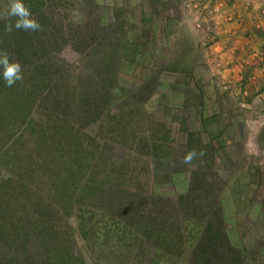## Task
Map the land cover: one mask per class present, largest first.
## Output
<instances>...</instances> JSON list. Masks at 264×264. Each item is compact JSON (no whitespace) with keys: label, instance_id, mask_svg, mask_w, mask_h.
Segmentation results:
<instances>
[{"label":"rangeland","instance_id":"obj_1","mask_svg":"<svg viewBox=\"0 0 264 264\" xmlns=\"http://www.w3.org/2000/svg\"><path fill=\"white\" fill-rule=\"evenodd\" d=\"M23 3L31 18L49 19L48 30L57 43L48 54L39 52L40 58L46 57L42 61L44 76L39 77L30 69L31 65L24 66L14 53L18 47L8 32L0 28V52L8 53L12 62H18L23 74V80L10 88L0 79V87L8 91L0 95L15 98L13 92L22 93L26 86L31 90L33 84L32 92L39 91L42 85L43 93L51 96L46 103L48 114L44 122L37 112H32L30 119L33 117L35 123L25 121L17 136L7 140L5 136L11 133V128L2 124L0 127V189L7 188L3 189V197L0 191V200L8 201V194L14 197L1 210H7L10 220L14 219L11 228L15 233L18 227L24 228L18 242L30 240L34 244L42 212L52 211L56 218H62L65 208L59 202L72 198L89 200V214L106 212L98 200L99 193L90 197L87 191L72 194L66 185L72 181L68 172L74 161L85 165L87 153H94L92 168L96 180L116 186L117 194L107 195L104 207L110 208L112 198L111 208L116 213L117 205L127 204L119 188L147 190L145 186L118 183L104 163L117 167L116 164L122 163L125 170L131 165L134 176L144 174L142 181L147 182L154 174L156 185L162 186L153 195L165 200V204L147 201L138 207L139 211L145 209L147 213L152 209L162 214L154 224L155 232L162 234L172 226L183 227L186 238L198 251L194 257L199 262L210 259L206 244L218 239L227 243L224 255L229 259L232 253H225L229 249L241 250L243 264H264V0H23ZM8 4L9 0H0L3 24L16 20L3 15ZM122 18L134 27L135 37L123 34L127 25ZM115 20L120 23L116 25ZM112 30H117L113 35H118L108 34ZM29 32L26 31L25 40ZM100 37H105V49ZM129 37L130 43L138 46L130 45L126 41ZM90 50L99 54L91 56ZM67 108V117H59L57 110ZM4 115L10 118L9 112ZM129 116L132 124L138 118L149 117L148 127L155 132H142L156 139H144L143 133L138 132V138L127 134L129 140L124 137L120 141L113 131ZM47 119L50 127L45 123ZM74 124L77 131L72 129ZM21 131L26 134L19 140ZM75 136L80 141L75 142ZM151 144L161 148V159L153 161L147 157L137 161L139 157L132 154L133 148L152 147ZM37 147L43 148V155L62 156L58 160L62 164L59 175L52 178L30 174L26 178L29 181H21L23 172L19 168H15L17 172L12 170L3 157L8 154L10 159L15 155L23 166L42 168L45 160L38 156ZM188 147L194 153L190 161H186L190 155L186 153ZM98 148L102 149L101 154L95 152ZM172 149L180 155L169 157L170 160L167 155ZM10 178L14 183L7 184ZM76 180L78 177L74 184ZM83 182L78 181L81 186ZM92 185L90 181L89 186ZM120 196L124 201H115ZM192 200L194 207L189 205ZM80 208L76 206L72 213ZM64 219L56 227L58 252L64 249L75 256L81 254L84 264H122L116 260L121 253L117 240L106 249L96 246L91 250L83 249L84 242L78 236L67 242V234L78 230L74 216ZM115 219L128 228L121 217ZM195 219L199 223H194ZM100 232L104 234V229ZM129 237L133 240L131 245L142 241L136 230ZM149 245L131 246L128 264H172L175 260ZM33 252H37L34 254L40 260L49 258L45 251L35 247ZM26 253H31L30 248ZM24 256L18 252L14 264H20ZM220 260L210 263L220 264ZM181 263L185 262L178 260L173 264Z\"/></svg>","mask_w":264,"mask_h":264},{"label":"trees","instance_id":"obj_2","mask_svg":"<svg viewBox=\"0 0 264 264\" xmlns=\"http://www.w3.org/2000/svg\"><path fill=\"white\" fill-rule=\"evenodd\" d=\"M121 20L127 25L126 31L123 32V34L132 35L133 37H135L136 30H134V27L126 23V21H124L123 18ZM37 22L41 25V30L33 32V33L32 31H30L28 33L29 38L26 40L24 38L25 36H27L26 31H23V30H19V31L13 30L11 34L14 36V38L11 37L8 33L7 35L14 41L15 46L18 47V48H15L14 53L20 56V59H22L24 66H26L27 68H30L28 67V65H31L30 69H32L34 72L37 73L36 76L40 77V76H44L43 74L44 62L42 61H44L46 57L40 58L39 52L45 51V53L48 54L50 50L54 49V45L55 43H57V38L54 37L53 36L54 34L48 30L49 25L51 24L48 18H45L44 20L40 19ZM141 22L145 23V21H141ZM114 23L118 25L120 22L119 20L118 22L117 20H115ZM53 27H55V25H53L52 28ZM0 28L5 29V24H3V22H0ZM113 32H117V30L116 31L112 30V32L108 34L113 35ZM114 35L117 36L118 34L114 33ZM114 35L113 37H115ZM113 37L109 38V40L111 41ZM104 38L105 37H100L99 40H101L100 44L101 43L104 44V49H105L107 47V43L103 42ZM126 41H128V43L134 47L138 46V45H133L130 43V37L129 39L127 38ZM124 43L126 42H123V44ZM120 44L122 45V43ZM89 47H91V45ZM20 50L22 52H20ZM95 53H92V50H90L89 55L91 54V56H94V55L99 54L97 52ZM39 77L38 79H36V81L39 80ZM32 78L33 76H31V79ZM31 86H33L32 87L33 89L34 85L31 84ZM32 89L30 90L28 86H26L24 90L22 91V93L18 92V94H16L13 92L12 96H14L15 98L11 96L6 97L5 94H3V96L0 95V127L2 124V126L5 125L6 127L9 126V128H11L10 129L11 133L9 135L6 134L7 136H5V140L15 138L17 136L16 133L20 131V126L24 125L25 121L32 120V121H29L30 125L35 123L33 117L32 119H30L32 112H37L38 116L41 117L42 121L44 122L46 114H48L46 103L50 101L51 96L49 93L47 94L43 93L42 85L39 86V91L37 89L34 92H32ZM1 92L8 93L6 89L0 87V93ZM7 112H9V115H10L9 119L7 116L4 115ZM40 112H43V113H40ZM57 112H59V115H58L59 117H64V116L67 117L68 108L66 111H60L58 109ZM125 119L126 121L124 120L123 124L121 125L119 124V126L113 131L116 134V137L119 138L120 141L124 139V137L127 140H129V138H127V134H129L133 138H138L139 137V135L137 134L138 132H141V134L143 133L142 138L144 139L146 138L147 139L150 138L151 140L156 139L155 136L142 132V130L144 131L149 130V131L155 132L150 127H148L149 117L148 118L143 117V120L138 118L134 124H132L131 116L125 117ZM45 123H48L50 127L51 122L49 121V119H47ZM42 124L45 125L44 123ZM152 126H154V124H152ZM55 127L57 126H54V128ZM162 127H165V125H163ZM204 127H207V124ZM158 128L159 127H156V129ZM58 129H60L59 126L57 127V130ZM72 129L73 131H77L78 126L75 125V127H72ZM20 133L21 134L18 135L19 140L23 139L26 132L21 131ZM74 141L75 142L80 141V138H77V136H75ZM151 145L152 147H134L133 148L132 154H134L136 157H139V158H136L137 161L140 162V160H145L148 158H150L153 161H157V159H161V156H159L161 154V148L157 147L155 144H151ZM189 148L190 147L186 149V153L189 152V154H193L192 148L190 149ZM104 149L105 148H103V150ZM101 150L102 149L98 148V150L95 152L98 154H101ZM36 152L39 157L45 160L42 168L41 166H39L38 168L36 167L35 169H33L32 165H27V164H26L27 166H23L24 163L20 160V157L14 158L15 155H12L13 157L12 156L9 157L10 159L7 158L9 156L8 154H6L5 156L3 155L4 156L3 160H6L7 164L10 166V168H12V170L13 169L15 170V168H19L20 171L23 172L22 177H20L21 181H25L26 178L30 176V174L36 175V176L42 174V175L50 176L52 178L55 177L54 175H59L58 171L61 170L60 166L62 164H59L58 160L62 156L61 157H59L58 155L52 156L51 153L43 155V148H38V147L36 148ZM88 152H91V151H88ZM177 155H180L178 151L172 149L171 152H168L167 157L168 159L171 160V158L169 157L177 158ZM103 156L106 157L104 153H103ZM94 157H95L94 153H87V156L85 158V163H86L85 165L79 164L78 162L74 161L75 165L73 166V168H70L68 172V176L71 177L72 181L68 182L66 185H68L67 188H69V193H72V194H74L73 193L74 191L76 192L77 191L78 192L87 191L88 193L87 196L90 197L92 194L94 195V192L99 193L98 200L101 201L102 206L104 207L103 203H105V200H106L105 197H107V195L109 196L114 195V193H116L115 192L116 186H113L112 183L108 184V182H105L103 180H96V176L94 175L93 168H92L93 163H94L93 162ZM123 160H124V157H123ZM163 164L169 166L171 165V162H163ZM116 165H118V167L113 165L112 163H107V164L104 163V166H106V168L112 172V175L114 176V178L117 180L118 183L125 182L128 185L135 184L137 186H145L147 187V190L139 189L137 190L138 192H134V191H130L129 187H126L123 189L119 188V192H121L122 194L126 196L125 200L127 201V204L117 205L118 206L117 211H119L117 213L114 211V208H111V202L114 201V198L110 200L109 209L107 207H104V208L102 207V209H105L106 212H103L102 214L99 213L96 215L89 214L90 212L89 205H88L89 200L80 201L79 199H77L75 201L73 200L74 198H72V200L70 201H63V203L59 202V205H62L65 208L64 216L62 218L61 217L56 218L55 214H53L52 211L51 212L46 211V214L42 212L40 216L41 221L38 222L39 225H37V228L35 229L36 238L34 240L33 245L31 244L30 240L28 242L26 240L22 241L21 243L18 242V240L20 239L19 236L22 233V229L24 228L18 227L15 233V231L11 228V224L14 222V219L10 220V215L8 214L7 210H4V209L3 211L1 210L6 205L11 204L14 201V197L13 196L11 197V195L8 194L7 195L9 198L8 201L4 200L2 202V200H0V204H2V206L0 205V210H1L0 211V264L17 263L18 258L16 257H17L18 252L20 254L22 253L23 255H25L24 256L25 259L23 258L24 260L20 264H37L34 261L36 262L40 261L41 263L43 262V264H84V260L81 254H78L75 256L72 251L70 254L69 250H64V249L61 252H58L55 246L56 245L55 242L58 240L56 236L58 234L56 231V227L60 223L65 222V219H64L65 217L71 218L73 216L76 218L75 223H76V228L78 232H75L71 235H68L66 233L68 237L67 242L73 241L75 239V236H78L79 239H81L84 242L83 249L85 248V249L91 250L92 247H96V246L102 249H106L107 246L108 247L112 246L113 241L117 240V247L121 249V253L116 258V260H121L122 264L129 263V256H130L129 248L133 245L141 247L143 243H145L148 246H150L149 244H152L156 248L155 250L157 251L159 250L162 252L163 255H165L164 257L170 255L172 259H175L173 260V263H176L178 260H181L182 262L183 261L185 262L183 264H212L210 262L216 261L218 258H221L220 264H243V261L240 258V255L242 254L241 250H238V251L233 250L234 251L233 252L231 251V249H229L227 252H225L229 254L232 253V257L229 259L226 255H224V251H225V248L227 247L226 245L227 243L218 242V239L216 240L215 243H213L212 240L207 242L206 252L209 254L210 259L207 260L206 263H203V261L199 262L198 259L194 257V255L198 252L195 249V245L193 244V242H191L189 239L186 238L185 231L183 227H181L180 225L179 227L172 226L171 228H169L170 230L168 229V232L167 230L165 231L167 233L163 232L161 234V233L155 232L154 224L156 221L159 222V218H161L160 215L162 214L156 213L154 210L152 211V209L147 211V213L145 209L139 211L138 207H139V204L148 203L147 201H152L154 203L155 201H159L165 204L166 202L165 200H162V199L160 200L158 196L153 195L155 194L154 191L155 192L158 191L159 188L162 189V186L160 187L156 185V177H154V174L150 176L147 182H144L142 180L144 179L145 175L140 174L138 176H134L131 165H128L127 170L124 169L122 163L120 164L118 163ZM8 177L9 175H7V178ZM77 177L79 180L75 181V184H76L75 185L74 179ZM87 178H89V180ZM29 179H27L26 181H29ZM12 181H13L12 178H10L7 181V184L14 183ZM78 181H84L83 186H81L78 183ZM90 181L93 184L92 186H89ZM16 182H20V181H16ZM199 185L200 184L195 183V186L197 188L200 187ZM3 189L7 190V188L0 189L2 197H3V194H2ZM119 200L121 202L124 201V199H122L121 196L118 198V200L115 199V201H119ZM78 205L81 208L77 209V212L73 214L72 213L74 212L73 208H75L76 206L78 207ZM189 205L191 207H194L195 205L194 201L192 200ZM93 206L95 207L94 204ZM154 214H157V216H155ZM115 216L121 217L122 220H124V222L126 223L128 228L124 227L123 224L116 221ZM160 221L162 220L160 219ZM104 222H106V224ZM196 222L197 221L195 219L194 223ZM109 224L111 227L108 226ZM100 225L103 226L104 228H102ZM162 227L165 228L166 226L163 225ZM103 229H104V234L100 232V230H103ZM110 230L112 231L107 232ZM135 230L139 233L140 239L142 241L139 243L134 242L131 245L133 240H131L129 236H132ZM202 230L204 233L205 230L204 229ZM112 232L115 233V236L112 235ZM32 247H35L36 249H40L41 251H45L46 255H48L49 258L45 260L41 257V260H40L39 257L35 255L37 254V252L32 253ZM29 248H30L31 253H26V251L29 250ZM188 256H189V259L187 260ZM154 263L158 264V262H154Z\"/></svg>","mask_w":264,"mask_h":264},{"label":"clouds","instance_id":"obj_3","mask_svg":"<svg viewBox=\"0 0 264 264\" xmlns=\"http://www.w3.org/2000/svg\"><path fill=\"white\" fill-rule=\"evenodd\" d=\"M3 15L5 18H16L14 23L5 24V31L8 33L13 32V30L32 32L41 30V25L31 18V12L25 7L23 0H9L7 10ZM0 79L9 88L13 87L18 81L23 80L21 65L18 62H12L8 53L0 52ZM193 155L194 153L190 154L186 161H190Z\"/></svg>","mask_w":264,"mask_h":264}]
</instances>
